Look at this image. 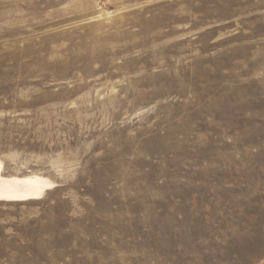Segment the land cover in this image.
<instances>
[{
    "label": "rangeland",
    "instance_id": "374dc122",
    "mask_svg": "<svg viewBox=\"0 0 264 264\" xmlns=\"http://www.w3.org/2000/svg\"><path fill=\"white\" fill-rule=\"evenodd\" d=\"M0 158V264H264V0H0Z\"/></svg>",
    "mask_w": 264,
    "mask_h": 264
},
{
    "label": "bare ground",
    "instance_id": "6f19581e",
    "mask_svg": "<svg viewBox=\"0 0 264 264\" xmlns=\"http://www.w3.org/2000/svg\"><path fill=\"white\" fill-rule=\"evenodd\" d=\"M7 170L0 158V203L39 201L55 187L53 181L47 177L38 174L14 175Z\"/></svg>",
    "mask_w": 264,
    "mask_h": 264
}]
</instances>
